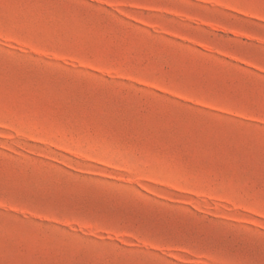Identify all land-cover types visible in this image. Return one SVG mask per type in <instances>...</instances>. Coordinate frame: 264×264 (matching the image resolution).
<instances>
[{
  "label": "rangeland",
  "instance_id": "rangeland-1",
  "mask_svg": "<svg viewBox=\"0 0 264 264\" xmlns=\"http://www.w3.org/2000/svg\"><path fill=\"white\" fill-rule=\"evenodd\" d=\"M261 120L264 0H0V264H264Z\"/></svg>",
  "mask_w": 264,
  "mask_h": 264
},
{
  "label": "snow or ice",
  "instance_id": "snow-or-ice-1",
  "mask_svg": "<svg viewBox=\"0 0 264 264\" xmlns=\"http://www.w3.org/2000/svg\"><path fill=\"white\" fill-rule=\"evenodd\" d=\"M100 3L103 4L104 0H100ZM260 124L264 126V120H261ZM176 150L182 151V146L176 145ZM232 163L237 168L243 169L246 167L247 161L243 157L237 154L235 156V159L232 161ZM261 177L262 178H261L260 190H261L262 195H264V170H262ZM85 264H113V261L108 258L101 257V258L91 259L85 262Z\"/></svg>",
  "mask_w": 264,
  "mask_h": 264
}]
</instances>
